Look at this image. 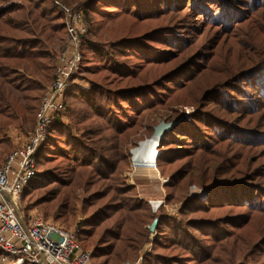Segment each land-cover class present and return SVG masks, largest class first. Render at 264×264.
Listing matches in <instances>:
<instances>
[{
	"label": "trees",
	"instance_id": "trees-1",
	"mask_svg": "<svg viewBox=\"0 0 264 264\" xmlns=\"http://www.w3.org/2000/svg\"><path fill=\"white\" fill-rule=\"evenodd\" d=\"M56 1L0 0V159L11 149L3 135L8 124L26 120L25 111L35 114L52 81L47 47L64 31ZM82 5L87 31L73 78L102 69L115 87L92 78L87 87L70 83L63 96L68 121L60 115L48 126L23 197L68 220L77 188L92 189L86 202L94 200L96 207L74 230L95 264L134 259L147 241L142 223L155 217L160 239H153L156 251L143 256L144 264H264V159L252 165L264 158V37L241 27L245 21L264 27V0ZM116 21L124 33L99 40L98 28ZM181 105L197 108L186 112ZM169 106L175 109L168 112ZM160 109L165 120L182 117L164 133L153 158L168 178L166 201H183L178 220L150 214L122 177L127 143L141 131L150 135L157 123L150 118ZM73 170L75 182L66 176ZM190 184L206 197L185 195ZM221 208L225 213L215 215Z\"/></svg>",
	"mask_w": 264,
	"mask_h": 264
},
{
	"label": "built area",
	"instance_id": "built-area-1",
	"mask_svg": "<svg viewBox=\"0 0 264 264\" xmlns=\"http://www.w3.org/2000/svg\"><path fill=\"white\" fill-rule=\"evenodd\" d=\"M56 4L65 36L53 54L52 81L39 102L32 127L0 163V264H95L90 251L77 243L76 230L48 220L26 222L20 213L23 188L35 172L34 156L46 139L48 126L64 110L63 96L80 68L81 37L87 31L82 6Z\"/></svg>",
	"mask_w": 264,
	"mask_h": 264
},
{
	"label": "rangeland",
	"instance_id": "rangeland-1",
	"mask_svg": "<svg viewBox=\"0 0 264 264\" xmlns=\"http://www.w3.org/2000/svg\"><path fill=\"white\" fill-rule=\"evenodd\" d=\"M7 2H14L17 1L19 2L20 0H6ZM59 3L64 4V5H77V6H83L82 2H84V0H57ZM84 9V8H83ZM263 19H264V13L261 12L260 15ZM63 21V19H61ZM254 21L252 22H241L242 26L244 27L246 31L249 35L250 32L254 35V37H264V27L261 26L260 24H257V26L251 25ZM64 23V22H63ZM113 25H110L108 22L106 23V25H104V27H100L98 28L96 35H102L103 37H99L97 39L101 40V41H108L110 39L116 38L115 36H119L121 34L124 33V26L122 25V23L120 21H116L115 23H112ZM237 30V29H236ZM240 33V32H239ZM238 33V34H239ZM247 35V34H246ZM65 36V25H64V31L62 34L56 36L54 38V40L50 43V48L49 46L47 47V50L49 52L50 55L53 56V54L56 52L57 48L62 44V39ZM234 37H238V35H235ZM231 38L228 42V44H233V41L235 40V38ZM49 45V44H48ZM52 62V60H51ZM54 62V61H53ZM54 65V63H53ZM102 72H99L96 69H90L89 71H81V75L79 79H76V81L74 82L75 84H77L78 86L81 87H87L88 86V78H92L97 82H103L104 85H106L107 87L110 88H114L115 85L112 84V78H104V73H106L104 70L100 69ZM73 83V82H72ZM50 85V83L47 85V87L44 89V91L42 92L41 98L43 96V93L47 90L48 86ZM12 90L15 92V96L18 99H21V93L19 94V92L17 91L16 88L12 87ZM40 98V101H41ZM39 101V102H40ZM20 104L24 105L25 102L24 100H20ZM37 105V104H36ZM39 105V104H38ZM25 107V106H23ZM38 108V107H37ZM196 106H191V105H181L178 107L179 110L183 109L187 111H192L194 109H196ZM175 109V106H169L168 112H171ZM159 112H162V109L158 110L157 113H154V115H152V117L150 118V122H154V121H159L161 119H164L163 117H160ZM36 113V111H35ZM25 115H26V120H18L15 121L13 123L8 124L6 131L4 132V137H7L10 139L11 141V149L13 148L14 143H12L11 140V130L12 129H19L24 136V133L26 130H29L34 122V110L30 111L27 113V111H25ZM61 119L64 121H68V115L66 113V110H64L61 114ZM155 125V124H154ZM73 130H75L77 133L78 131L76 130V127H73ZM149 136V134L147 133H143V131H141L140 133L136 134V136L131 140L129 143H127L126 145V151H128V165L127 168L122 171V177L125 179V184L128 185V187H131L133 189V193L136 194L140 199H143L147 202V204L149 205L150 208V214L152 215H166L171 217L174 220H178L179 219V209L181 207V203L183 201H170L169 203L166 201V193L167 190L165 188L166 183L168 182V178L165 175H161L157 166H156V161L153 163V168H148V167H144V166H136V160H135V154H134V150L136 148L139 147V143L137 144V142L139 140H142L144 137ZM142 142V141H141ZM129 148V149H128ZM10 149V150H11ZM131 149V150H130ZM130 150V152H129ZM7 154V153H6ZM5 154V155H6ZM134 154V156H133ZM4 155V156H5ZM3 156V158H4ZM3 158H1L3 160ZM256 156H254L253 159H255ZM0 159V161H2ZM55 159V158H53ZM264 158H259L257 160V162H255L254 164H252L253 166L258 164L260 161H263ZM52 160V159H51ZM1 163V162H0ZM155 166V167H154ZM45 167H50V164H45ZM151 167V165H150ZM67 179L75 182L76 178H77V174L76 171H72V173H68L66 174ZM165 179V180H164ZM45 190V188L43 189ZM94 192L92 189H89V191L86 192V190L83 189L82 186H79L77 188L76 191V195H77V200L75 201V207L76 210L74 211L73 215L68 218H65L66 216H62L61 218H58L59 215H57L56 212H54L53 207L52 206H48V205H35L33 204H28V198L27 197H23V195L21 194V199H20V213L24 216V220L26 222H28L29 220L32 222L35 219H40V220H48L54 224L60 225L63 228L66 229H76L77 228V224L78 222H80L82 219H84L87 214L96 207V202L93 201H88L86 202V200L91 199L90 197V193ZM190 194H194L196 196H198L201 199H204L206 197V193L198 188L195 184H190L188 186V188L185 191V195H190ZM91 204L90 207H88V205ZM226 208L224 209H218L216 211L215 215H220L225 213ZM149 220H145L142 223V227H144V229H147L148 225H149ZM255 224H251V227H255ZM162 230V229H161ZM160 239V235H158V233L156 232V230H154L153 232H147L146 233V242H144L142 244V246L140 247L139 251L137 252V255L135 256L134 259H125L123 262L128 261L132 264H144V259L143 256L145 254H149L151 251H156L154 248H152V243H153V239ZM162 238V237H161ZM86 250H90V248H86ZM121 263V264H122Z\"/></svg>",
	"mask_w": 264,
	"mask_h": 264
},
{
	"label": "water",
	"instance_id": "water-1",
	"mask_svg": "<svg viewBox=\"0 0 264 264\" xmlns=\"http://www.w3.org/2000/svg\"><path fill=\"white\" fill-rule=\"evenodd\" d=\"M182 117L180 118H177V119H171V120H165V119H161L159 120L155 125H153L152 127V132L150 133L149 136L147 137H144L142 140H139L137 142V144L141 141H144V140H155L156 141V144L159 145V142L160 140L162 139L163 135L165 132H169L170 129L177 123L180 122ZM131 150V149H130ZM129 150V152H130ZM161 153V150L158 149V154L156 155V157H158V155ZM8 198H9V195H8ZM157 222H158V218L155 217L152 222L148 225V230L150 232H153L156 228V225H157Z\"/></svg>",
	"mask_w": 264,
	"mask_h": 264
},
{
	"label": "bare ground",
	"instance_id": "bare-ground-1",
	"mask_svg": "<svg viewBox=\"0 0 264 264\" xmlns=\"http://www.w3.org/2000/svg\"><path fill=\"white\" fill-rule=\"evenodd\" d=\"M157 147L158 145L153 139L140 142L139 147L134 150L136 166L153 168V158L158 154Z\"/></svg>",
	"mask_w": 264,
	"mask_h": 264
},
{
	"label": "crops",
	"instance_id": "crops-1",
	"mask_svg": "<svg viewBox=\"0 0 264 264\" xmlns=\"http://www.w3.org/2000/svg\"><path fill=\"white\" fill-rule=\"evenodd\" d=\"M74 81H76V80H74ZM10 134H11L12 143H14L15 146L18 144H21L24 136H23V133L19 129H17V128L12 129ZM15 146H13V147H15Z\"/></svg>",
	"mask_w": 264,
	"mask_h": 264
}]
</instances>
